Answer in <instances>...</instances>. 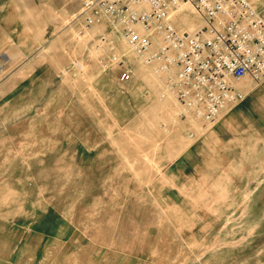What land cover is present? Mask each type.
I'll use <instances>...</instances> for the list:
<instances>
[{"label": "rangeland", "instance_id": "rangeland-1", "mask_svg": "<svg viewBox=\"0 0 264 264\" xmlns=\"http://www.w3.org/2000/svg\"><path fill=\"white\" fill-rule=\"evenodd\" d=\"M85 1L0 0V264H264V80L219 144L191 138L203 121L119 34L83 31Z\"/></svg>", "mask_w": 264, "mask_h": 264}, {"label": "built area", "instance_id": "built-area-1", "mask_svg": "<svg viewBox=\"0 0 264 264\" xmlns=\"http://www.w3.org/2000/svg\"><path fill=\"white\" fill-rule=\"evenodd\" d=\"M185 5L205 20L192 33L171 22ZM81 17L84 32L106 26L119 34L187 113L209 126L245 99L236 83L264 80V15L248 0H86ZM101 41L117 51L111 37ZM118 67L121 80L131 82L134 71L124 57Z\"/></svg>", "mask_w": 264, "mask_h": 264}, {"label": "crops", "instance_id": "crops-1", "mask_svg": "<svg viewBox=\"0 0 264 264\" xmlns=\"http://www.w3.org/2000/svg\"><path fill=\"white\" fill-rule=\"evenodd\" d=\"M100 26H97V27H93V28H91L90 30L91 31H94V28H99ZM104 27H106V26H104ZM143 61V60H142ZM144 66H145V64H144ZM146 68L148 69V71H150V72H153V70L151 69V68H148L147 66H146ZM247 79V78H246ZM245 79V80H246ZM244 80V81H245ZM244 81H242V82H240V83H236L237 84V86L239 87V89L245 94V92L242 90V88H241V84L242 83H244ZM226 112V111H225ZM224 112V113H225ZM229 113H230V111L229 112H226L225 114H222V116H221V120H220V122L218 123L219 125L220 124H222V125H225V124H228V122H227V119H226V117L229 115ZM196 125H198L200 128H195V132H194V137H199L200 135L201 136H204V135H208V136H212L216 141H217V143L219 144L220 142H221V138H220V135H218V134H216L215 133V130H213V128H211V126H209V125H207L206 123H204V122H197L196 123ZM205 138V137H204ZM205 139H207V138H205Z\"/></svg>", "mask_w": 264, "mask_h": 264}, {"label": "bare ground", "instance_id": "bare-ground-1", "mask_svg": "<svg viewBox=\"0 0 264 264\" xmlns=\"http://www.w3.org/2000/svg\"><path fill=\"white\" fill-rule=\"evenodd\" d=\"M181 7H182V6H181ZM181 7H180V8H181ZM187 33H189V32L187 31Z\"/></svg>", "mask_w": 264, "mask_h": 264}]
</instances>
